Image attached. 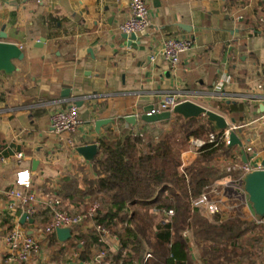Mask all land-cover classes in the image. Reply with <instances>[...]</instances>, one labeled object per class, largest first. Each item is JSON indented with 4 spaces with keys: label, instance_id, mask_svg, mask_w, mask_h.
Segmentation results:
<instances>
[{
    "label": "crops",
    "instance_id": "0c3cea01",
    "mask_svg": "<svg viewBox=\"0 0 264 264\" xmlns=\"http://www.w3.org/2000/svg\"><path fill=\"white\" fill-rule=\"evenodd\" d=\"M129 3L0 0V41L17 45L24 54L23 60L12 61V74L0 71V154L7 159L0 166V192L19 190L17 172L30 170L32 191L38 196L57 188L56 193L75 208L91 202L86 189L98 179L95 160L87 161L77 149L97 144L99 150L101 138L110 131L119 136L123 131L154 129L155 124L142 120L145 110L158 107L166 94L174 93L239 128L234 133L241 145L226 150L228 146L221 144L214 156L212 165L221 167L225 175L209 188L220 185L219 197L214 196L223 201L222 218L230 203L239 209L240 215H226L224 220L239 217L257 223L244 182L227 189L223 184L230 175L228 166L243 159L249 148L256 154L253 165L264 163V0H148L150 27L132 44L119 31L130 16ZM173 38L192 42V48L181 55L176 73L162 55L164 42ZM66 89L71 91L67 99L62 98ZM73 100L83 101L79 107L83 124L77 133L57 137L51 114L66 109ZM129 116L136 117L135 124L126 121ZM196 119L207 133L214 132L215 125L206 116ZM99 120H111L101 134L95 129ZM194 138L181 157L185 168L200 157V151L191 150ZM19 154L24 155L21 162ZM34 162H38L36 169ZM238 172L232 175H241ZM23 214V209L17 212L19 223L34 236L52 217L41 205L30 218L33 223L22 224ZM15 222L5 198L1 199L0 264H11L5 237ZM82 228L93 229L88 222ZM49 238L45 248L51 252ZM109 248L119 249L115 238ZM189 248L199 264L192 240ZM51 253L29 264H57ZM66 264L96 263L81 262L70 252Z\"/></svg>",
    "mask_w": 264,
    "mask_h": 264
},
{
    "label": "trees",
    "instance_id": "16d2710c",
    "mask_svg": "<svg viewBox=\"0 0 264 264\" xmlns=\"http://www.w3.org/2000/svg\"><path fill=\"white\" fill-rule=\"evenodd\" d=\"M155 126L119 136L110 131L99 142L94 162L98 179L88 184L86 193L99 205L96 224L111 233L119 249L112 252L99 242L94 229L81 227L66 243L50 236L52 262L66 264L70 252L81 262H91L104 252L99 264H195L189 248L192 240L199 264H264V224L207 217L192 208V201L225 175L212 165L220 148L214 145L205 146L197 163L180 172L191 137H207V129L198 125V119L177 114ZM212 131L217 132L214 126ZM154 207L173 208L172 224L163 225L160 215L151 212ZM186 230L192 239L183 236ZM147 252L151 258L145 262Z\"/></svg>",
    "mask_w": 264,
    "mask_h": 264
},
{
    "label": "built area",
    "instance_id": "2783aa9c",
    "mask_svg": "<svg viewBox=\"0 0 264 264\" xmlns=\"http://www.w3.org/2000/svg\"><path fill=\"white\" fill-rule=\"evenodd\" d=\"M129 11L130 16L124 23L120 24L119 31L128 36H138L145 33L150 27L148 0H130ZM191 48L192 42L185 38H173L164 42L162 55L169 65L171 72H177L181 63V55L187 53ZM186 101L188 100L182 99L177 94H166L158 107H154L150 111V114L173 113L175 107ZM76 102L73 100L66 109L55 110L51 114V129L57 137L64 134L77 133L82 126L80 109ZM238 129L235 124L230 125L228 123V127L225 130L210 132L206 138H194L191 140V150L200 151L207 145L218 147L221 144H225L226 146H230L232 145L231 135ZM69 143L72 147L75 146L72 141ZM244 154L247 158L246 161L239 159L237 164L228 166L227 172L230 175L224 180V189L242 182L245 175L262 168L261 165H258V167L253 165L256 154L252 148H249ZM17 158L21 162L24 159V155L19 154ZM6 163L7 159L0 154V166ZM184 169L185 166L182 164L180 172L184 173ZM235 170H238L241 175H232ZM16 176V185L19 187V190L0 192V200L5 198L6 210L16 220L12 229L5 237V244L9 253L8 261L11 264L31 263L36 257L48 253L47 248H45L46 242L50 236L56 235L57 229L73 228L72 237L74 238L77 234V228L85 226L87 222L97 232L99 242L108 247L110 246L111 241L114 239L113 236L102 225L95 222L99 208L97 203L87 201L86 203H82L79 208H75L56 193L57 188L56 190L53 189L54 192L50 191L38 196L32 191L33 180L30 170H20ZM219 187L220 185L215 184L212 188L206 189L198 198L192 201V208L201 210L207 217L221 215L223 213V201L214 196L219 197ZM37 205L49 209L52 217L47 225L37 228L36 235L34 236L28 234L22 228L17 218V212L23 209L24 213L28 215L27 220H29L36 215ZM151 212L161 216L160 221L163 225H171L175 217V210L171 207L163 209L154 207ZM257 223L264 224V219H257ZM183 236L189 240L192 238L189 230H186ZM104 256V252L96 256L95 263L99 264ZM150 258L151 254L147 252L145 262Z\"/></svg>",
    "mask_w": 264,
    "mask_h": 264
},
{
    "label": "water",
    "instance_id": "95a60500",
    "mask_svg": "<svg viewBox=\"0 0 264 264\" xmlns=\"http://www.w3.org/2000/svg\"><path fill=\"white\" fill-rule=\"evenodd\" d=\"M2 39H6V35H1ZM124 38L129 40V43L132 44L137 40V36L131 35L128 36L124 34ZM24 54L22 50L15 44L0 41V71L5 72L6 74H12L15 71V67L12 64L13 60H23ZM71 91L66 89L63 91L62 98H69ZM79 107L83 105V101L76 102ZM154 106L148 107L145 112L146 114L142 116V120L150 123L156 124L159 122H167L171 119L173 114L180 115L185 119L199 118L201 116H206L208 121L215 125L216 130L222 131L228 127V122L222 115L208 110L194 102L186 101L177 107H175L173 113L164 112L157 115H151L150 111ZM126 121L132 124L136 123L135 116H129L126 118ZM111 124V120H99L96 122V132L101 134V129L103 126ZM232 145H241L240 140L237 138L235 133L231 135ZM78 153L81 154L87 161L93 162L98 155V145H88L79 147L77 149ZM243 160L246 161V155L243 154ZM38 162H34V169ZM261 169H257L244 176V190L249 197V201L252 204L257 219H264V163L261 165ZM258 167V166H256ZM28 219L27 214H23L21 217V223L25 224ZM31 223L34 222L33 219H29ZM74 232L73 228L66 229H57L56 237L59 242L66 243L68 240L72 239V233Z\"/></svg>",
    "mask_w": 264,
    "mask_h": 264
},
{
    "label": "rangeland",
    "instance_id": "374dc122",
    "mask_svg": "<svg viewBox=\"0 0 264 264\" xmlns=\"http://www.w3.org/2000/svg\"><path fill=\"white\" fill-rule=\"evenodd\" d=\"M231 205H228V207L229 208H231L227 213H225V216L223 217V218H226V217H228L230 214H231V216H234V215H240V212H239V209L238 208H236L235 209V207L233 206V205H235V203L233 204V203H230ZM231 206V207H230ZM226 215H228V216H226ZM160 217L161 216H159V218H158V220H160ZM192 239V238H191ZM149 248L147 247V249L146 250H148ZM51 252H52V250H51ZM51 252H48V254L51 256Z\"/></svg>",
    "mask_w": 264,
    "mask_h": 264
}]
</instances>
